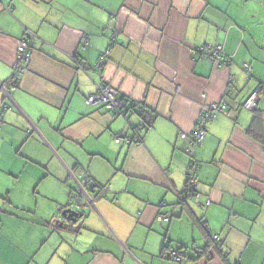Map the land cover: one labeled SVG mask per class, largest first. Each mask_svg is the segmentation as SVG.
<instances>
[{"label":"crops","instance_id":"0c3cea01","mask_svg":"<svg viewBox=\"0 0 264 264\" xmlns=\"http://www.w3.org/2000/svg\"><path fill=\"white\" fill-rule=\"evenodd\" d=\"M25 28L36 36L0 124V264H264L262 0H0L5 84ZM206 43L220 44L230 63L192 56ZM108 46L103 80L150 111V124L130 109V128L122 114L85 100L100 79L92 64ZM257 84L256 109L240 106ZM220 98L230 115L206 123L194 148L198 200L186 203L179 132ZM115 132L138 141L115 142ZM86 178L106 184V195L92 189L78 220H55L75 180Z\"/></svg>","mask_w":264,"mask_h":264},{"label":"built area","instance_id":"2783aa9c","mask_svg":"<svg viewBox=\"0 0 264 264\" xmlns=\"http://www.w3.org/2000/svg\"><path fill=\"white\" fill-rule=\"evenodd\" d=\"M262 2L264 4V0H262ZM6 9L10 11V7H7ZM35 36H36V32L34 30L30 28H25L23 30L21 36L18 38L16 43L15 57L12 62V72L8 77L7 84H5V82L0 81V93H1L0 123L2 122L1 116L4 113V111L12 106L10 90L16 88L19 85L22 72L25 69L24 63L30 58L31 50L33 47V39ZM87 37H88L87 35H84L82 38L84 44L87 41ZM108 51L109 50L102 51L98 56V58L96 59L94 65H96L97 67L102 66V64L106 60ZM190 51L192 56L198 54L199 57H204L212 61L216 65H228L231 61V59L223 53L220 44H208V43L200 44L191 47ZM243 67L244 69H248V64L244 62ZM100 68L98 69V73L100 76H102L100 72ZM233 82H234V77L232 76L229 77L225 88L226 94H228L231 91ZM261 87H262L261 84H257L256 87L241 101L240 106L245 108H253L257 102L258 92L261 89ZM202 95L205 94L202 93ZM86 101L89 103H100L104 105L107 109L117 114H124L129 108V101H126V99L122 98L121 94H119L116 88L112 87L103 80L98 81L96 83L95 91L89 93L86 96ZM135 104L136 102H134V105ZM137 107L142 111L141 117L143 118V120L145 122H151V119L153 118V114L140 104ZM218 112H221L222 114L227 116L230 115V111L227 108V102L224 98L203 104L195 120V124L192 130L189 133L184 131L179 132L180 137L186 139L187 143L184 150L188 156V161L185 169V180H184L183 190L184 192L188 191L192 193L193 197L196 200H198V190H197L198 163L194 156V148L202 141L203 137L206 134V123H208L211 119L215 118ZM112 137L116 142L122 139L121 136L117 133H114ZM123 138H124L123 141L129 143H131L132 141H138L137 138L135 139L133 138L134 139L133 140L129 136H125ZM100 189L105 191L107 189V185L102 184ZM80 190L82 194L79 193L76 196H74V198H71L70 199L71 203L78 205L82 200V196L83 197L86 196L85 189L80 187ZM87 200L89 202H92V200L88 197ZM208 202L209 200L207 199L206 203ZM159 218H161V216H159ZM212 237L216 241L219 240L218 234H213ZM168 256H170L175 260H180L181 258V255L178 253L177 250H170Z\"/></svg>","mask_w":264,"mask_h":264},{"label":"trees","instance_id":"16d2710c","mask_svg":"<svg viewBox=\"0 0 264 264\" xmlns=\"http://www.w3.org/2000/svg\"><path fill=\"white\" fill-rule=\"evenodd\" d=\"M7 8V7H6ZM7 10V9H6ZM111 42H113L112 40H111V38H110V43ZM89 44V39H88V37H87V41H86V43L84 44L83 43V40H81V46L82 47H86L87 45ZM108 49H110V46H108L107 47ZM32 51V50H31ZM104 51V50H103ZM102 51H100L99 52V54H98V56L100 55V53H101ZM191 52V51H190ZM98 56H97V58H98ZM78 55L75 53V54H73L72 55V59L73 60H75L76 61V63L79 65V66H82V65H84L85 64V62L82 60V59H78ZM107 57H108V54H107V56H106V60H107ZM96 58V59H97ZM29 60V59H28ZM28 60L24 63V65H25V68H26V65H27V62H28ZM106 60L104 61V63L102 64V66H100V67H97L96 65H94V63H95V61H94V63L92 64V67L94 68V70L96 71V73L99 75V73H98V69L100 68V72L102 73V67H103V65L105 64V62H106ZM247 63V62H246ZM248 64V63H247ZM85 66H87V64L85 65ZM83 67V66H82ZM246 71H247V78L249 79L250 78V74H249V65H248V69H246ZM100 76V75H99ZM101 80H103V78L100 76V79L98 80V81H101ZM97 81V82H98ZM104 81V80H103ZM96 82V83H97ZM105 82V81H104ZM227 82H228V80H227ZM107 83V82H106ZM227 84V83H226ZM232 87H234V86H232ZM263 87V86H262ZM261 87V88H262ZM96 88V87H95ZM232 90V89H231ZM119 94H120V92H119ZM88 95V94H87ZM86 95V96H87ZM86 96H85V100H86ZM121 96H122V98H124L123 97V95L121 94ZM125 99V98H124ZM221 99V98H220ZM258 100V99H257ZM126 101H129V110L130 109H133L134 111H136L137 112V114L139 115V117L141 118V125L142 126H144V125H148V124H150L151 122H145L144 120H143V118L141 117V114H142V111H141V109H139L137 106L135 107V105H134V102H136V100H127L126 99ZM257 103V102H256ZM98 105H100V106H102L103 108H105L106 110H108V111H111V110H109V109H107L104 105H102V104H100V103H98ZM256 105V104H255ZM254 105V106H255ZM253 109H256L255 107H253ZM112 113H114L113 111H111ZM115 115H117V113H114ZM256 116H258V113L257 114H255L254 115V118L256 117ZM2 117H3V114H2V116H1V121H3V119H2ZM153 119V118H152ZM152 119H151V121H152ZM2 123V122H1ZM0 123V124H1ZM115 133H117V132H115ZM114 134V133H113ZM113 134H112V136H113ZM117 134H119V133H117ZM120 136H121V140H123L124 138L123 137H125V136H129V135H121V134H119ZM129 137H131L132 139L134 138L135 139V137H133V136H129ZM113 138V137H112ZM133 139V140H134ZM114 140V139H113ZM116 142V141H115ZM117 142H120V141H117ZM126 143H129V142H126ZM187 143V142H186ZM90 181H89V179L88 178H86V180H84L83 182H81V181H76L75 180V186L70 190V194H69V196H68V199H67V201H66V203L63 205V208H65V207H70V208H73V209H77L78 211H80L81 213H83V211L80 209V208H82V206H84V205H89V203L90 202H88V200H87V197L86 196H82V200L80 201V203L77 205V204H73V203H71V198H74V196H76L77 194H82L81 193V190H80V187H82V188H86V184H88ZM92 182H94V184H95V186H94V188L97 186V189H96V191H99V189H98V187H100L101 188V183H98V182H95V181H92ZM79 191V192H78ZM106 191H103L102 189H100V194H97V195H106V193H105ZM91 195V194H90ZM91 197V199H92V202L94 201L93 200V196H90ZM80 216H82V215H80ZM80 216H78L77 218H79ZM55 218V220H59V221H61V223H65V222H70V224L71 223H73L74 221H71V220H67V219H65L64 217H61V218H58L57 216H55L54 217ZM64 218V219H63ZM78 220V219H77ZM76 221V220H75ZM165 247V246H164ZM168 247V246H167ZM178 251V250H177ZM180 254V253H179ZM181 255V254H180Z\"/></svg>","mask_w":264,"mask_h":264},{"label":"water","instance_id":"95a60500","mask_svg":"<svg viewBox=\"0 0 264 264\" xmlns=\"http://www.w3.org/2000/svg\"><path fill=\"white\" fill-rule=\"evenodd\" d=\"M246 79H248L247 77H246ZM245 83H243L242 84V86H241V88L239 89V91H241L243 88H245ZM255 88V87H254ZM254 88H252L248 93H250ZM248 95V94H247ZM246 95V96H247ZM245 96V97H246ZM128 110H129V108H128ZM127 110V111H128ZM125 112L124 114H122V116H124L125 117V122L128 124V126L130 127V128H133V125H132V123H131V121H130V119H129V115H128V112ZM94 186H95V184H94V182H89L88 184H86V188H85V191H86V197H88V198H90L91 199V197H90V191L92 190V189H97V186L94 188ZM98 189H99V191H97V194H100V187H98ZM193 196V194L192 193H190V192H188V191H186V192H183V194L181 195V199L184 201V202H186V203H188V197L190 198V197H192ZM92 200V199H91ZM61 215L65 218V219H67V220H71V221H75L76 219H77V217L78 216H80V215H82V213L80 212V211H78L77 209H73V208H70V207H65V208H63L62 210H61Z\"/></svg>","mask_w":264,"mask_h":264},{"label":"rangeland","instance_id":"374dc122","mask_svg":"<svg viewBox=\"0 0 264 264\" xmlns=\"http://www.w3.org/2000/svg\"><path fill=\"white\" fill-rule=\"evenodd\" d=\"M116 39V36H115V34L113 33L112 34V36H111V40L112 41H114ZM17 43V42H16ZM105 50H110V49H108V48H106ZM104 50V51H105ZM108 54H109V51H108ZM102 77V76H101ZM262 86V85H261ZM259 93V92H258ZM249 94V93H248ZM14 195V194H13ZM18 195H22V194H15V198L17 199V196ZM30 195H32L33 196V198H35V194H23V196H21V198H19V199H21V201H26V199L27 200H30L31 199V197H30Z\"/></svg>","mask_w":264,"mask_h":264},{"label":"bare ground","instance_id":"6f19581e","mask_svg":"<svg viewBox=\"0 0 264 264\" xmlns=\"http://www.w3.org/2000/svg\"><path fill=\"white\" fill-rule=\"evenodd\" d=\"M94 92V91H93ZM92 93V92H91Z\"/></svg>","mask_w":264,"mask_h":264}]
</instances>
